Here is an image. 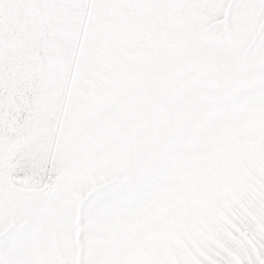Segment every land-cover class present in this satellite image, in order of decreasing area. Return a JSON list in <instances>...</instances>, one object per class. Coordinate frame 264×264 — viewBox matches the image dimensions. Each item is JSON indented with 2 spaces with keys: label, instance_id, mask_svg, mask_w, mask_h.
Instances as JSON below:
<instances>
[{
  "label": "snow or ice",
  "instance_id": "6c2138e0",
  "mask_svg": "<svg viewBox=\"0 0 264 264\" xmlns=\"http://www.w3.org/2000/svg\"><path fill=\"white\" fill-rule=\"evenodd\" d=\"M0 264H264V0H0Z\"/></svg>",
  "mask_w": 264,
  "mask_h": 264
}]
</instances>
